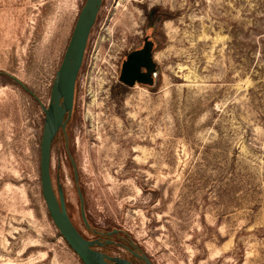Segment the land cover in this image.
Wrapping results in <instances>:
<instances>
[{
  "label": "rangeland",
  "instance_id": "obj_1",
  "mask_svg": "<svg viewBox=\"0 0 264 264\" xmlns=\"http://www.w3.org/2000/svg\"><path fill=\"white\" fill-rule=\"evenodd\" d=\"M84 1L0 0V264H81L42 198L39 143ZM145 29L156 84L123 89ZM65 135L50 176L85 237L77 189L89 225L152 264H264V0H103Z\"/></svg>",
  "mask_w": 264,
  "mask_h": 264
},
{
  "label": "water",
  "instance_id": "obj_2",
  "mask_svg": "<svg viewBox=\"0 0 264 264\" xmlns=\"http://www.w3.org/2000/svg\"><path fill=\"white\" fill-rule=\"evenodd\" d=\"M102 2L103 0H85L77 15L69 42L61 63L55 72L53 83L50 88L49 105L47 109L44 110V121L39 143V173L42 198L49 217L57 231L82 264H108L107 261H114L118 264L122 263L108 256H102L92 250L94 243L97 242L86 240L74 227L66 210L61 186H57L56 192L53 188L50 176V150L52 142L58 132L61 131L65 136V125L73 110L76 80L83 63L89 35L97 20ZM147 52L146 55L148 56L149 53ZM140 58V52L129 55L127 65H135V74L129 73L131 68L128 67L126 73L122 74L120 77L121 82L128 86H133L136 81L144 83L141 78L136 75V71L140 68V64L137 63ZM15 82L19 83L17 80H15ZM69 159L73 170L74 181L76 182L78 178L76 166L71 156H69ZM77 194L80 217L84 226L88 228L89 224L84 210L83 196L79 189H77ZM110 234L111 233H108V235ZM133 255L137 256L135 253H133ZM143 261L145 264H152L146 256H143Z\"/></svg>",
  "mask_w": 264,
  "mask_h": 264
},
{
  "label": "flooded vegetation",
  "instance_id": "obj_3",
  "mask_svg": "<svg viewBox=\"0 0 264 264\" xmlns=\"http://www.w3.org/2000/svg\"><path fill=\"white\" fill-rule=\"evenodd\" d=\"M150 22L152 21H149V23ZM150 27L148 29H150ZM156 46H157L156 38L152 35V32L148 33L147 29H145L143 36L141 37V40L135 46L132 47L130 46V48H128L127 51L123 49V52L120 54L119 75H118L119 85L123 89H132L135 86H141L145 88H152L155 86L157 81L158 69H159L155 61ZM137 52L138 53L140 52L141 58L137 62L140 64V68L138 71H136V75L139 76L144 83L136 81L133 86H128L120 81V77L122 74L126 73L128 67L131 68V71L129 73L133 75L135 74L134 73L135 65L134 64L133 66L132 64L127 65V63H128L129 55ZM146 52L149 53L148 56L146 55ZM73 111H74V102H73L72 113ZM71 117L72 114L70 118ZM70 118L66 122L65 132ZM64 137L66 143V135ZM86 230L91 233V236L85 237L84 235H82V233H80V231L78 230L77 231L86 240L90 242H97L94 243L92 250L96 251L102 256H108L112 259L118 260V262H121L122 264L124 263L145 264L143 261V256L146 255L143 253L142 249L138 247L134 242H132L128 235H124L122 231L112 229L111 231H106L103 233L97 231L90 225L88 228H86ZM108 233L111 234L108 235ZM133 253H135L137 256H134ZM107 262L108 264H118L117 262L114 261H107Z\"/></svg>",
  "mask_w": 264,
  "mask_h": 264
},
{
  "label": "trees",
  "instance_id": "obj_4",
  "mask_svg": "<svg viewBox=\"0 0 264 264\" xmlns=\"http://www.w3.org/2000/svg\"><path fill=\"white\" fill-rule=\"evenodd\" d=\"M69 161H70V159H69ZM71 164V163H70ZM56 192V191H55ZM64 194V193H63ZM78 195V194H77ZM67 213H68V210H67ZM68 216H69V214H68ZM70 218V217H69ZM81 218V217H80ZM81 222H82V220H81ZM82 225H83V227L86 229V227L84 226V224H83V222H82ZM57 236L58 237H60L61 239H62V237H61V235L59 234V232L57 231ZM63 241H64V239H62ZM64 243L66 244V246L72 251V249L67 245V243L64 241ZM73 252V251H72ZM74 253V252H73ZM75 254V253H74ZM77 257V256H76ZM78 258V257H77ZM79 262L81 263V261L79 260ZM82 264V263H81Z\"/></svg>",
  "mask_w": 264,
  "mask_h": 264
}]
</instances>
